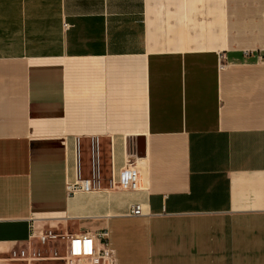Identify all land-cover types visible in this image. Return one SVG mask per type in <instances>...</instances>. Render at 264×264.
Instances as JSON below:
<instances>
[{
  "label": "crops",
  "instance_id": "1",
  "mask_svg": "<svg viewBox=\"0 0 264 264\" xmlns=\"http://www.w3.org/2000/svg\"><path fill=\"white\" fill-rule=\"evenodd\" d=\"M231 5L0 0V264L30 242L63 264L48 226L106 231L117 264H264V0L237 46ZM92 140L99 189L71 195ZM128 153L139 191L116 186Z\"/></svg>",
  "mask_w": 264,
  "mask_h": 264
},
{
  "label": "built area",
  "instance_id": "2",
  "mask_svg": "<svg viewBox=\"0 0 264 264\" xmlns=\"http://www.w3.org/2000/svg\"><path fill=\"white\" fill-rule=\"evenodd\" d=\"M91 169L89 178H84L80 172V162L78 159L79 152L77 150V167L75 171V180L72 184L66 186V191L75 195V193H91L99 189L98 181V158H97V142L91 141ZM127 160L121 171L119 172L116 183L117 188L122 191H139L141 188V173L136 168V161L132 154H127ZM134 217H140L144 214L141 205H134L129 211ZM31 236L41 246L49 242L62 241L64 247L61 256L56 252L53 253L52 259L62 260L63 264H117V255L110 246L106 231L94 233H78L57 234L51 226L32 232ZM40 252L35 250L31 242L24 248H16L9 252L8 261L26 262L32 260L43 259Z\"/></svg>",
  "mask_w": 264,
  "mask_h": 264
},
{
  "label": "rangeland",
  "instance_id": "3",
  "mask_svg": "<svg viewBox=\"0 0 264 264\" xmlns=\"http://www.w3.org/2000/svg\"><path fill=\"white\" fill-rule=\"evenodd\" d=\"M252 0H230L231 2V9L229 10L230 16V20L231 19H237V21H235L234 23H232L231 26V38H233L232 42L234 43V45H238V44H246L248 41V38L253 37L254 31H249L248 28H244V25H240L239 22H246L248 19H246L245 17H243V13L245 14V7L246 5ZM230 8V5H229ZM243 8V9H242ZM243 12V13H242ZM232 13V14H231ZM232 21H230L231 23ZM55 233L60 234L58 231H55ZM58 254L61 256L62 255V248H60L59 250H57ZM62 262V261H61Z\"/></svg>",
  "mask_w": 264,
  "mask_h": 264
},
{
  "label": "water",
  "instance_id": "4",
  "mask_svg": "<svg viewBox=\"0 0 264 264\" xmlns=\"http://www.w3.org/2000/svg\"><path fill=\"white\" fill-rule=\"evenodd\" d=\"M137 156H140V154H139V153H137Z\"/></svg>",
  "mask_w": 264,
  "mask_h": 264
}]
</instances>
